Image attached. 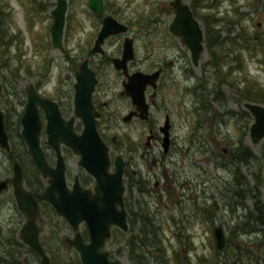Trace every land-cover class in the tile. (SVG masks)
<instances>
[{
	"label": "flooded vegetation",
	"instance_id": "flooded-vegetation-1",
	"mask_svg": "<svg viewBox=\"0 0 264 264\" xmlns=\"http://www.w3.org/2000/svg\"><path fill=\"white\" fill-rule=\"evenodd\" d=\"M102 1L103 11L99 15L90 6V0H67L65 24L59 45L55 43L52 33L55 21L53 10L57 0H0L1 107L5 102L8 105H24L23 113L18 117L22 135L21 120L29 102L30 87L33 86L39 99L37 107L42 124L40 144L48 164L56 167L59 155L49 140L47 130L48 113L51 114L52 111L46 109L40 100L55 103L65 122L74 118V130L81 133L84 121L75 111L76 101L80 94L83 103L84 95L91 90L90 100L97 112V129L109 145V171L113 173L117 170L118 156L125 162L123 201L128 228L123 229L113 224L112 235L116 231L119 234H130L129 237L144 235L151 239L149 236L152 234L164 236L163 233L174 229L176 234L186 237L185 244L189 246L193 235L189 225H193L198 218L193 209L190 211L195 207L198 183L195 184L193 175H188L191 180L184 178L181 173L183 165L176 159L175 153L181 151V148L178 146L176 133L179 120L174 113L182 114L180 110L173 108L171 100L173 94L182 88L183 73L186 71V78L189 76L187 82L194 77V71L188 67V58L183 50V36L170 29L174 17L165 19L156 12L159 6L148 12H145V8H135L132 15L118 0ZM261 1L264 6V0ZM174 12L176 14L175 8ZM108 15L126 28L99 39ZM26 41L29 42V50ZM128 46L129 57L125 60ZM29 53L32 58H28ZM13 59L17 61L15 66ZM29 59H32V63ZM181 60L187 61L185 65ZM234 60L229 55L219 59L212 57L203 66L207 88L205 93L217 102L222 100L221 95L219 97L212 94H219L221 91V80L218 81L211 70ZM200 62L199 59L197 64L194 61L193 64L197 66ZM239 63L242 64V61ZM22 71L33 75L35 79L20 92V96L17 81L22 77ZM79 80L82 92L77 88ZM224 80L222 84L229 86L226 79ZM235 82L240 83V80ZM119 83L121 88L113 92ZM185 85L188 95L182 101L186 106H195V112L200 102V97L197 96L200 88L198 78L196 84ZM140 89L142 93L139 92ZM237 95L239 96L238 92ZM139 100L142 102L139 103ZM237 100L242 102L240 98ZM243 100L244 103L249 101L244 98ZM203 101L210 103L208 100ZM183 102H179V105ZM2 110L5 113V129L9 135L8 116L3 107ZM157 112L162 113L161 118L155 114ZM123 123L130 125L129 130L115 133L113 130L120 128ZM112 131L114 134H111ZM9 140L10 149L0 144V182L5 181V187L0 188V194L12 188L9 196L0 195V264H41L40 254L22 236L28 215L20 207L15 194L12 180L15 162L21 166L23 187L32 192L38 203L40 213L36 222L40 227L39 237L51 264L59 262L58 256L50 252L62 242L74 248L76 257L81 260L79 250L69 239L79 231L88 241L89 238L85 237L87 223L80 222L78 230H75L69 220L57 212L50 200L38 196L51 184V176L44 175L24 137L25 145L17 150H13L11 146L10 135ZM194 142L195 133L192 132L188 155ZM60 148L65 159L68 190L73 191L75 184L79 182L82 187L95 191L98 181L80 164V154L63 141L60 142ZM71 154L80 157L79 169L69 167L68 157ZM192 199L193 206L187 209L185 203ZM56 217L63 220L62 225H57ZM65 227L70 228L73 234L63 237L60 233ZM150 242L152 243V239ZM109 257L120 258L112 256L111 252Z\"/></svg>",
	"mask_w": 264,
	"mask_h": 264
},
{
	"label": "rangeland",
	"instance_id": "rangeland-1",
	"mask_svg": "<svg viewBox=\"0 0 264 264\" xmlns=\"http://www.w3.org/2000/svg\"><path fill=\"white\" fill-rule=\"evenodd\" d=\"M118 1L132 15H134V11L137 8H145V12H148L150 10L153 11V8L156 9V6H159L156 12L162 18L170 20L175 15L174 8L170 4L171 0H132L131 3L129 0ZM186 1L190 4L192 2V0ZM194 1L198 5L197 18L205 31V48L200 56L201 62L196 66L193 64L190 49L183 43V50L188 58V67L194 71V77L190 80L188 79L187 82L186 79L189 76L186 78L185 71L183 73L184 83L182 88L179 90V94H173L171 100L173 108L180 110L182 114L181 116L179 113L178 115L174 113L175 118L179 120V127L176 133L178 135V146L181 148V151H177L175 155L177 156V161L180 162L179 164L183 165L181 173L184 178L191 180L188 175H193L195 184L198 183L195 207L190 210L192 211L193 209L198 215L196 218H198L193 225H189L193 234L190 249H187L185 244L186 237L184 235L179 236L174 229L171 232L168 230V232L163 233L167 255L172 258L171 264L175 262V259H178L179 251L183 250V248V256L186 259L191 257L193 262L201 252L209 254L212 243L216 245L214 226L220 223L223 224L228 240L232 239L233 241L241 240L242 238L248 239L249 236L254 237L258 231H255L256 229L251 230L248 225L250 222H255L249 219V216L252 218L249 212L254 207L255 196L256 198L258 197L259 201L264 202V183L258 187L255 186L257 175L262 172L264 175V138L256 142L251 139L250 125L254 119L250 120L249 127H246L248 115L243 110H247V108L243 104V99L242 102L237 100V98L242 97L237 95L235 89L227 84H222L219 94H212V96L221 95L222 100L218 102L205 93L207 88L205 87L202 71L203 66L207 64L206 62L212 59L211 51L206 41V29L210 30L212 39L217 38L220 40H233L234 36L236 37L240 33L253 36L258 32L264 35V6L261 4V0ZM212 42V46L215 47L217 43ZM238 43L241 44V41L239 40ZM25 44L29 50V42L26 41ZM230 45L227 46V49L230 48ZM228 55L230 58L233 57L235 59L234 64L236 62L239 63L236 53H229ZM29 56L32 58L30 53L28 58ZM242 59L244 65L239 71L233 72L231 75L232 79L240 80V85H245L247 83L246 80H251L257 82V85L264 86V60L262 54L259 52L256 55H251L249 52L244 51ZM29 60L32 63V59ZM15 62L17 63L13 59V66H15ZM180 62L185 65L187 61L181 60ZM197 78L200 84L197 94V96L199 95L198 98L200 97V102L199 104L197 103L198 110L193 112L195 106L191 107V104L186 106L182 100L188 95L186 94L185 84H196ZM34 79L33 75L22 71V77L17 81V90H19L20 96L22 95L20 92H23L24 88ZM120 88L121 85L119 83L118 88L113 92L118 91ZM113 92L111 95H113ZM203 100H208L210 103ZM179 102H183L181 104L182 107ZM120 103L124 106L123 101ZM203 105L205 107L210 106L212 114L206 113L202 109ZM2 107L8 116L7 130L10 135L11 146L13 150L22 148L24 145L19 136L21 125L18 117L23 113L24 105H8L5 102ZM155 114L160 118L162 116L161 112ZM129 128V124L123 123L120 128L113 131L115 133L116 131H128ZM113 131L111 134H114ZM192 132L195 133V142L188 155ZM240 138H243L244 145H249L254 152L250 160L246 162L237 161L231 156V151H235L239 146ZM79 158L78 155L71 154L68 157L69 167L74 170L79 169ZM9 162L10 158L8 156V164ZM251 188L253 189L249 191ZM11 189L9 188L0 195L9 196ZM192 203L193 199L187 201L185 203L186 208L193 206ZM165 213H168V211H165ZM55 222H57V225H62L63 220L60 217H56ZM83 228L84 226L82 225ZM260 230L259 234H261ZM60 234L65 237L66 235H72L73 232L70 228L65 227ZM119 236L111 237L107 241L105 248L110 250L112 256L124 259V264H132L129 253L130 234H120ZM150 240L147 239V243H151ZM181 241L183 244H181ZM149 245L151 249L154 248L153 245ZM53 249L50 254L58 256L59 262L57 264H76L77 257L74 248H70V246L62 242L58 243Z\"/></svg>",
	"mask_w": 264,
	"mask_h": 264
},
{
	"label": "water",
	"instance_id": "water-1",
	"mask_svg": "<svg viewBox=\"0 0 264 264\" xmlns=\"http://www.w3.org/2000/svg\"><path fill=\"white\" fill-rule=\"evenodd\" d=\"M67 5V0H57L53 10L55 21L52 26V33L55 43L59 45H61ZM171 5L175 8L176 14L170 29L183 36V41L189 47L194 63L197 64L205 48L204 28L195 16L189 2L186 0H171ZM90 6L99 15L103 11L102 0H90ZM125 28V25L108 15L105 18V24L99 39ZM128 50L130 51L129 46L125 50V60L129 57ZM77 88L78 91L82 92L80 80L77 83ZM129 91V85L127 84V92ZM139 92L142 93V89ZM90 95L91 90L88 91L87 95H84L82 103L79 94L76 101L75 111L84 121V128L81 133L74 130V118L65 122L55 103L40 100L46 109L52 111L51 114L48 113L47 130L49 140L57 149L59 155L56 167H51L48 164L40 144L42 124L37 107L39 99L33 86L30 87L29 102L21 120L23 125L22 135L44 175L51 176V184L38 196L50 200L57 212L65 216L75 230H78L80 222L85 221L87 223L88 241L83 238L79 231L69 239L79 250L83 264H124L122 258L111 259L109 257L110 251L104 247L107 239L112 235L111 225L115 224L123 229L128 228L127 213L123 201L125 190L123 169L125 162L121 156H118L117 170L113 173L109 171L111 163L109 145L97 129V112L94 111ZM138 102L141 103L142 100ZM244 106L254 116V120L250 125V137L255 142L259 141L264 138V104L246 101ZM4 117L5 113L0 104V144L10 149V140L5 129ZM62 141L80 154V164L96 177L98 184L95 191L82 187L79 182L75 184L73 191L68 190L65 178V159L60 148V142ZM12 180L15 185L18 203L28 215V220L22 229V236L40 254L41 264H51L50 257L39 237L40 227L36 222L40 213L39 206L32 192L23 187V173L18 162L14 163ZM4 187L5 181H1L0 188ZM118 205H120V208ZM214 235L218 250L223 251L227 245V234L222 223L215 226Z\"/></svg>",
	"mask_w": 264,
	"mask_h": 264
},
{
	"label": "trees",
	"instance_id": "trees-1",
	"mask_svg": "<svg viewBox=\"0 0 264 264\" xmlns=\"http://www.w3.org/2000/svg\"><path fill=\"white\" fill-rule=\"evenodd\" d=\"M190 5L195 16L197 17V3L192 0ZM239 40L241 41V44L238 43ZM206 41L213 58L216 57L219 59L222 56H228L229 53H236L238 55V59L242 61V64L237 62L234 64L235 62L232 61L227 65H220L219 68H213L211 70L214 73L215 78L218 79V81L221 80L219 81L220 86L223 83L222 81H225L224 79H226V81L229 83V86L235 89V91L239 93V96L242 97L240 99L244 98L249 101L264 104L263 85H257V82L251 80H246L247 83L245 85H240L239 82H235L236 80L232 79L231 76L235 70L239 71L243 67L244 63L242 55L244 51L249 52L251 55H256L260 52L264 60V36L258 32L253 36H247L246 34L240 33L238 36H234L233 40H220L217 38L212 39L210 30L206 29ZM212 41L217 43L215 47L212 46ZM229 44H231L230 48L227 49ZM202 109L206 113L212 114V108L210 106L205 107V105H203ZM243 112L247 113L248 115L246 127H249V122L250 120L252 121L254 117L248 109H244ZM19 136L21 137L22 144L25 145L22 135L19 134ZM253 154L254 152L251 147L249 145H244L243 138H240L239 146L235 149V151H231L232 158L236 159L237 161H249ZM222 156H224V154H222ZM262 173L256 177V187L264 183V175ZM252 189L253 188H251L249 191ZM257 198L255 196L254 207L252 211L249 212L250 215H252V218L249 216V219L254 220L255 222L248 223L251 230L256 229L255 231H258L254 237L251 236V238L249 236L248 239L242 238L241 240L233 241L232 239H227V245L223 251L218 250L217 246L212 243L209 254H205L206 252H201L197 255V258L194 262L191 257L186 259L183 256L184 251L181 250L179 251L178 259H175L173 264H264V202L262 203ZM259 229H261V234H259ZM119 233L120 232L114 231L112 237L119 236ZM85 237L89 238L88 230L85 231ZM149 238L152 239L151 245L154 246V251L151 249V246L147 244L146 240L148 239V236L132 235L129 238V253L132 264H171L172 258L168 257L167 255V247L164 244V236L152 234L149 236ZM190 248L191 245L187 246V249ZM76 264H82V261L79 257L76 259Z\"/></svg>",
	"mask_w": 264,
	"mask_h": 264
}]
</instances>
